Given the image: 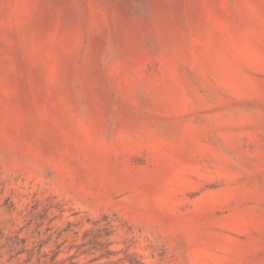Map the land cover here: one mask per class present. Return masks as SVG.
I'll use <instances>...</instances> for the list:
<instances>
[{"label":"rangeland","instance_id":"obj_1","mask_svg":"<svg viewBox=\"0 0 264 264\" xmlns=\"http://www.w3.org/2000/svg\"><path fill=\"white\" fill-rule=\"evenodd\" d=\"M0 264H264V0H0Z\"/></svg>","mask_w":264,"mask_h":264}]
</instances>
